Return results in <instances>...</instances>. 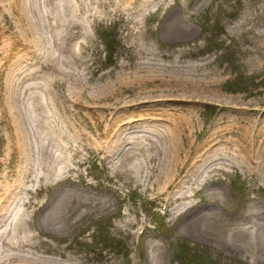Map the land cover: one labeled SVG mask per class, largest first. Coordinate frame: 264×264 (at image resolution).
Here are the masks:
<instances>
[{
  "label": "rangeland",
  "instance_id": "obj_1",
  "mask_svg": "<svg viewBox=\"0 0 264 264\" xmlns=\"http://www.w3.org/2000/svg\"><path fill=\"white\" fill-rule=\"evenodd\" d=\"M9 1L0 0L7 29L0 36V264H264L263 253L242 254L217 232L250 224L240 215L264 204V166L248 175L205 161L215 145L248 143L242 120L229 121V105L257 109L255 126L264 129L263 51H246L264 30V0H151L141 10L140 0H15L19 12L34 9L36 25L28 45L3 57L18 27ZM169 16L182 18L193 35L171 39ZM131 19L137 28L140 21L142 36L131 34ZM15 61L21 65L13 69ZM143 62L221 74L189 111L170 100L157 111L139 110L133 74ZM101 103L110 106L101 110ZM188 113L186 162L169 189L187 196L168 202L147 186L163 158L160 135L149 128L165 130ZM139 118L147 131H139ZM125 124L131 129L118 137ZM197 158L203 163L183 182ZM210 183L226 194L213 221L202 219L215 201ZM61 203L65 216L55 221L51 210ZM20 216L25 222L14 223Z\"/></svg>",
  "mask_w": 264,
  "mask_h": 264
},
{
  "label": "bare ground",
  "instance_id": "obj_2",
  "mask_svg": "<svg viewBox=\"0 0 264 264\" xmlns=\"http://www.w3.org/2000/svg\"><path fill=\"white\" fill-rule=\"evenodd\" d=\"M9 1V0H5ZM151 0H140L139 1V10L143 9L144 7H147L149 5ZM114 2V1H113ZM4 4H2L3 6ZM130 6V5H129ZM8 9L12 10L13 12L18 13V16L16 17L17 20V29L16 34L14 36L16 39L13 42V46H6L8 45V42H5L4 47L2 48V55L3 57H7L14 46L25 44H29L28 34L30 28L32 29V26H34L36 22L35 18V12L32 7H22V9H17V4L15 0L9 1V3L6 6ZM133 7V5L130 6ZM1 9V8H0ZM4 9V8H3ZM0 12V17L3 18L5 16V10ZM7 9V10H8ZM57 10V9H56ZM174 15V14H173ZM170 17V16H169ZM130 22L133 23V26H131L130 31L131 34L135 37L142 36L144 33V28L140 25L139 21V28H137V20H130ZM36 25V24H35ZM2 25L0 24V36L3 34H6L7 29H2ZM165 29L169 30L172 34L170 35L171 39L174 38H182V37H188L193 35V30L187 26V23L183 22V19L179 16H174L166 19L164 22ZM253 32L252 28L249 29ZM11 31H9L10 33ZM12 34V32L10 33ZM13 35V34H12ZM255 38H251V41L255 42V49L250 50L251 48L247 49L249 55H252L254 52H256V49H260L263 51L262 56H264V30H259L257 32H254ZM141 41V40H140ZM139 41V44L142 45L139 47L140 50L143 51V48L145 47V44L141 41ZM258 43V45H257ZM21 63H18L15 61L13 63V69H16L17 67H20ZM206 67H208V64H204ZM199 67L196 66H178V65H169L167 68L164 66L157 67L148 63L143 62L139 64L136 69L134 70L133 75H137L139 73V81H136L135 84H139V110L146 109L148 111H157L158 107H156L157 103H165L167 100L170 101H176L180 103L183 111H189L193 103L194 98L197 96H200L202 94H208L212 90V87H214L215 84L219 81V75L220 72L214 71L212 73V70L208 71H198ZM127 73V72H126ZM131 73V72H130ZM125 76V75H122ZM148 85H152L148 89ZM162 86V87H161ZM123 91V90H122ZM176 92H183L180 94L173 95V93ZM121 91L117 92L116 95L122 96ZM157 93V95H155ZM159 94H167V96H159ZM155 95V96H152ZM173 95V96H172ZM168 96H170L168 98ZM112 95L104 96L103 99H110L111 100ZM115 100V99H114ZM118 98L115 100L114 103H117ZM101 102V101H100ZM131 102V101H130ZM113 104V103H112ZM133 104V103H132ZM127 104H125V107ZM130 105V104H129ZM110 104L108 103H101L100 108L108 109ZM116 108V107H115ZM228 108L229 111V121L231 122H240L242 120L241 132L240 134L244 137L248 143H237L233 145H225V146H219L215 145L213 153L207 154V158L205 161L210 160L217 163H229L232 167L235 169H238L239 167H242L244 172L248 175L251 174H258L261 172V169L263 170L264 166V129L262 127H256L255 126V119L252 116L253 111L257 110L255 108H246L244 106H238L236 104L229 105ZM162 110V109H160ZM177 110V109H176ZM264 111V110H263ZM160 113H165V111H159ZM262 112V111H261ZM189 115H184L181 117L182 121L178 122L174 119V122L170 124L169 127H167L165 130H157V127L155 129L149 128V130L154 131V133H157V135H160V140L163 145H161V149L163 152V158L160 160V165L156 168V173L152 174L155 178H152V175L150 174L149 177H151V182L147 184V186L151 185L152 190L160 193H166L165 198L168 202L177 201L180 197H183L185 193H181L180 195H174L173 189L169 191L170 184L174 180V169L176 170H182L184 169V165L186 162V154H187V146H189L188 140L184 138V133L186 130H188L191 126V124L194 122V119L192 117L191 113H188ZM232 114H234L232 116ZM237 115V116H236ZM148 119V118H145ZM133 120V119H132ZM142 118H139V131H147L148 127H151L149 123L142 124ZM130 124H125L119 127L116 130V133L118 134V137L121 136L125 130L131 129ZM243 127V128H242ZM146 129V130H145ZM211 134V133H210ZM212 139L216 137V134H211ZM142 150V149H140ZM152 160V158H151ZM224 160H228L224 161ZM202 162L201 158L194 159L193 162L190 163V166L186 169L187 172L184 174L182 181H185V177L189 176L191 172L196 171L198 163ZM203 163V162H202ZM200 163V165L202 164ZM136 168V166H134ZM134 167H130V170L132 171ZM129 170V168L127 167ZM140 174V173H139ZM203 181H209L212 180L211 178L208 179V177L202 179ZM181 183V182H180ZM212 183V182H211ZM210 183L208 187V192L210 190V195L214 197L215 201H212V204L209 206L208 210L203 213L202 219L206 220L209 219L210 221H213L214 218L217 217L216 210H219L223 207V203L226 201H223L222 195H226L224 190L221 187L215 188L214 185ZM157 185V187H154ZM181 185V184H177ZM179 192V190H175V193ZM187 196V195H185ZM64 197V196H63ZM220 199V202L217 200ZM64 203V202H63ZM63 203L60 205L58 204L57 208H52L51 210V218L55 221L57 219L63 218L64 211H61V207L63 206ZM192 204H190L191 206ZM188 205L189 208L190 207ZM239 206L238 208H240ZM60 210V211H59ZM242 216V217H241ZM242 221L249 222L250 224L242 226L239 228L234 229L230 233H227V229L224 226H218L217 232L219 233V238L226 242L229 245H232L235 247V249L239 250L244 253L245 250H257L258 254L264 255V204H256L254 203L253 206H247L244 210L242 215H240ZM21 216L18 217V219L14 220V223L18 224L21 221L25 222V219H20ZM21 222V223H22ZM229 224V223H228ZM230 225V224H229ZM229 229V227H228ZM13 257V256H12ZM30 260L32 258H29ZM26 260L25 262L29 261ZM7 262V261H6ZM25 264V263H23ZM35 264V263H33Z\"/></svg>",
  "mask_w": 264,
  "mask_h": 264
}]
</instances>
